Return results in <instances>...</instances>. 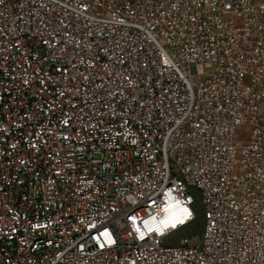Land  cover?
<instances>
[{"label":"built area","instance_id":"built-area-1","mask_svg":"<svg viewBox=\"0 0 264 264\" xmlns=\"http://www.w3.org/2000/svg\"><path fill=\"white\" fill-rule=\"evenodd\" d=\"M0 264H264V0H0Z\"/></svg>","mask_w":264,"mask_h":264},{"label":"rangeland","instance_id":"rangeland-1","mask_svg":"<svg viewBox=\"0 0 264 264\" xmlns=\"http://www.w3.org/2000/svg\"><path fill=\"white\" fill-rule=\"evenodd\" d=\"M246 131L244 128L240 127L236 136L237 141L244 142L246 139ZM192 194L195 197V205L199 206L198 214H200V219H196L191 222L189 225L185 226L184 228L180 229L179 231L171 234L170 236L166 237V243L168 245H177L179 240L183 237H187L190 239L192 245H198L201 241L202 237V229H203V208L201 205V196L198 190L192 189Z\"/></svg>","mask_w":264,"mask_h":264},{"label":"trees","instance_id":"trees-1","mask_svg":"<svg viewBox=\"0 0 264 264\" xmlns=\"http://www.w3.org/2000/svg\"><path fill=\"white\" fill-rule=\"evenodd\" d=\"M194 209H195V211H196V218H195V220H196V219H200V216H201V215L198 214L199 206L195 205V206H194ZM203 223H204V222H203ZM202 230H203V229H202Z\"/></svg>","mask_w":264,"mask_h":264}]
</instances>
